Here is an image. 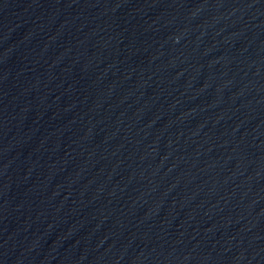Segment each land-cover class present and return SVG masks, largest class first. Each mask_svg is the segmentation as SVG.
Here are the masks:
<instances>
[{
	"label": "water",
	"instance_id": "1",
	"mask_svg": "<svg viewBox=\"0 0 264 264\" xmlns=\"http://www.w3.org/2000/svg\"><path fill=\"white\" fill-rule=\"evenodd\" d=\"M0 264H264V0H0Z\"/></svg>",
	"mask_w": 264,
	"mask_h": 264
}]
</instances>
